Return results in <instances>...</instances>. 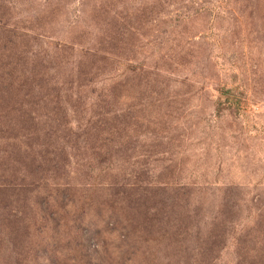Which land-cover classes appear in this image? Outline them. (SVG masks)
Instances as JSON below:
<instances>
[{
  "label": "rangeland",
  "instance_id": "374dc122",
  "mask_svg": "<svg viewBox=\"0 0 264 264\" xmlns=\"http://www.w3.org/2000/svg\"><path fill=\"white\" fill-rule=\"evenodd\" d=\"M0 264H264V0H0Z\"/></svg>",
  "mask_w": 264,
  "mask_h": 264
}]
</instances>
